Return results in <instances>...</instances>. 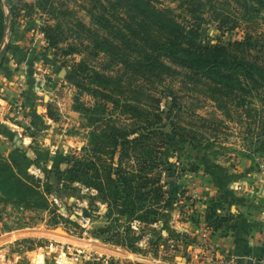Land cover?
<instances>
[{
  "label": "rangeland",
  "instance_id": "rangeland-1",
  "mask_svg": "<svg viewBox=\"0 0 264 264\" xmlns=\"http://www.w3.org/2000/svg\"><path fill=\"white\" fill-rule=\"evenodd\" d=\"M45 1L52 6L48 11L39 5L41 0H0L6 17L0 39V158L9 159L17 148H25L39 161L30 173L43 182L57 152L73 153L88 143L90 128L76 106L95 104L94 96L84 89L85 82L93 81L94 70L100 72L104 60L102 53H95L90 37L95 40L98 32H106L101 22L109 12H114L110 26L115 30L129 34L134 25L125 0ZM151 1L169 8L177 21L180 14L186 23L194 22L186 0ZM204 1L197 13L202 44L243 38V25L220 30L211 16L213 6L223 0ZM259 23L264 42V19ZM47 26H57V44L48 39ZM156 30L149 20L140 26L142 33ZM82 62L91 77H85ZM165 64L171 74L158 86L156 97L166 110L164 130L171 139L163 151L162 172L169 200L160 221L146 230L140 243L145 250L133 252L94 237L93 230L105 224V205L96 199L95 191L79 183L67 188L51 174V210L17 204L0 190V258H41L39 264H216L222 245L215 236L225 222L215 230V224L208 226L204 217L212 200L222 204L221 214L231 216V221L234 217L223 200L230 178L241 179L242 189L252 182L255 156L264 151V87L255 90L244 105L228 96L219 101L202 83L185 78L182 67L167 59ZM172 121L195 136L194 141L175 137ZM238 187L234 184L233 190ZM215 188L223 196H212ZM54 207L80 227L60 218L55 224ZM205 226L211 231L208 243L200 235ZM151 240L163 243L157 254L149 245ZM5 262L2 259L0 264H14Z\"/></svg>",
  "mask_w": 264,
  "mask_h": 264
},
{
  "label": "trees",
  "instance_id": "trees-1",
  "mask_svg": "<svg viewBox=\"0 0 264 264\" xmlns=\"http://www.w3.org/2000/svg\"><path fill=\"white\" fill-rule=\"evenodd\" d=\"M125 1L134 19L130 33L111 27L114 12H109L103 22L100 20L107 33L98 32L95 40H89L104 60L100 72L92 70L93 81L85 82L84 89L94 96L95 104L76 106L90 128L88 143L73 153L57 152L44 182L30 173L31 166L39 161L32 159L25 148H17L9 159L0 158V190L17 204L51 210V174L67 188L79 183L95 191L96 199L106 207L105 224L96 227L92 235L142 252L145 249L140 243L148 226L160 221L169 200L162 172L166 163L163 151L171 139L164 130L166 110L156 97L158 86L171 74L165 60L182 67L185 78L202 83L217 100L228 96L232 101L242 100L238 103L244 105L255 90L264 87V42L258 29L264 19V0H223L213 6L211 16L218 22V29L243 25L244 36L226 43L219 40L204 44L199 41L201 16L197 14L205 6L204 0H186L194 19L189 24L180 19V14L177 21L169 8H159L151 0ZM39 5L46 11L52 7L45 0ZM5 18L0 5V39ZM145 20L151 21L156 32L140 31ZM57 26L45 29L53 44L60 40L58 34L54 35ZM86 65L80 64L83 72ZM89 73L87 70L85 77H91ZM171 125L175 137L194 141L195 136L179 124L172 121ZM258 153L264 155V151ZM223 210L220 202L211 200L204 217L207 225L214 223L219 230L228 222L231 216L221 214ZM57 211L55 207L51 211L55 224L60 218L80 227ZM84 214L90 213L85 209ZM162 244L149 242L155 254Z\"/></svg>",
  "mask_w": 264,
  "mask_h": 264
},
{
  "label": "crops",
  "instance_id": "crops-1",
  "mask_svg": "<svg viewBox=\"0 0 264 264\" xmlns=\"http://www.w3.org/2000/svg\"><path fill=\"white\" fill-rule=\"evenodd\" d=\"M256 169L252 172V182L240 186V180L230 178V190L224 194V202L229 207L233 219L225 223L223 229L215 236L216 242L222 245L218 250L217 256L222 258L237 257L239 264H254L252 258L264 255V243L258 242L259 231L264 228V170H261L254 162ZM239 186L238 190H233V185ZM214 197L223 196L218 188L212 190ZM15 233V231H12ZM16 237L17 234H14ZM218 245V244H217ZM219 247V245H218ZM6 249V248H5ZM222 251V252H221ZM5 259V263L14 264H39L41 258L36 261L33 258H0ZM35 261V262H34Z\"/></svg>",
  "mask_w": 264,
  "mask_h": 264
},
{
  "label": "built area",
  "instance_id": "built-area-1",
  "mask_svg": "<svg viewBox=\"0 0 264 264\" xmlns=\"http://www.w3.org/2000/svg\"><path fill=\"white\" fill-rule=\"evenodd\" d=\"M255 161L257 162L259 168L261 170H264V156L263 155H260V154H257L255 156ZM201 237H202V240L203 242L205 243H208L212 240V237H211V231L208 227H203L202 229V232H201ZM258 242L260 243H264V228H262L259 233H258V237H256ZM210 247H212L213 249V244L211 243L210 244ZM215 250V249H213ZM216 259V264H239L238 263V259L237 257H230V258H215ZM252 261L254 264H264V255H259V256H256L254 258H252Z\"/></svg>",
  "mask_w": 264,
  "mask_h": 264
}]
</instances>
